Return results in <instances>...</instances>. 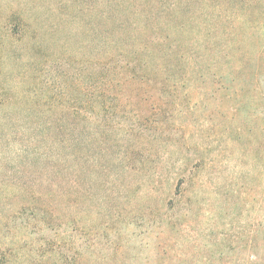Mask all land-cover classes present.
I'll use <instances>...</instances> for the list:
<instances>
[{
    "label": "rangeland",
    "instance_id": "374dc122",
    "mask_svg": "<svg viewBox=\"0 0 264 264\" xmlns=\"http://www.w3.org/2000/svg\"><path fill=\"white\" fill-rule=\"evenodd\" d=\"M0 264H264V0H0Z\"/></svg>",
    "mask_w": 264,
    "mask_h": 264
},
{
    "label": "trees",
    "instance_id": "16d2710c",
    "mask_svg": "<svg viewBox=\"0 0 264 264\" xmlns=\"http://www.w3.org/2000/svg\"><path fill=\"white\" fill-rule=\"evenodd\" d=\"M110 16H111V15H107V16H106V18H107L108 21L111 20V19L109 18ZM129 51H131V50H129ZM129 51H128V52H129ZM131 52H132V51H131ZM135 52H136V51H134V53H135ZM148 63H149V62H148Z\"/></svg>",
    "mask_w": 264,
    "mask_h": 264
}]
</instances>
